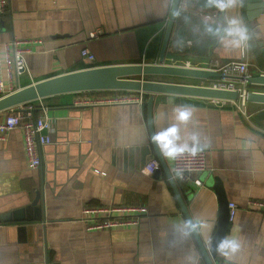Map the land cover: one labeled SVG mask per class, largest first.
Returning <instances> with one entry per match:
<instances>
[{"label":"crops","instance_id":"crops-1","mask_svg":"<svg viewBox=\"0 0 264 264\" xmlns=\"http://www.w3.org/2000/svg\"><path fill=\"white\" fill-rule=\"evenodd\" d=\"M173 2L9 0L6 12H0V54L5 55V45L13 37L25 39L23 45L30 48L29 71L19 75L16 88L93 66L158 62ZM233 15L259 33L246 49L249 75L264 72V12L253 25L247 0H234L224 11L213 0H181L166 62L205 67L212 59H243L238 49L226 47L205 27V17L213 27H223ZM94 31L101 32L91 36ZM84 47L95 54L94 62L82 56ZM4 77L8 84L6 73ZM144 77L184 83L207 80ZM141 95L142 101L123 100ZM147 98L142 91L107 89L35 100L47 107L55 124L52 141L40 146L38 168L29 165L23 129L0 128V264H207L194 232L183 239L175 237L174 225L187 217L166 170L143 171L151 158L160 160L151 138ZM176 105L193 106V121L181 125V130L194 127L207 143L203 149L210 169L195 174L203 185L178 183L205 244L210 245L220 214L216 178L222 180L229 203L239 205L226 238L240 246L230 256L219 251L214 264L221 259L264 264V209L249 204L251 199L264 200V116H256L264 104L248 102L243 111L238 103L154 93L155 136L176 122ZM9 110L0 112V123ZM156 141L163 154L160 145L165 141ZM163 158L172 172L174 159L164 154ZM39 192L43 217L35 219L41 215L39 204L33 205ZM111 205H142L147 211L138 213L136 224L90 228L84 209ZM129 212L124 213L133 214Z\"/></svg>","mask_w":264,"mask_h":264},{"label":"water","instance_id":"water-1","mask_svg":"<svg viewBox=\"0 0 264 264\" xmlns=\"http://www.w3.org/2000/svg\"><path fill=\"white\" fill-rule=\"evenodd\" d=\"M180 1L181 0H174L173 2V7L166 24L158 62L122 63L93 66L54 75L31 83L27 86L19 87L15 91L0 97V112L26 102L64 93L107 89L136 90L147 93V109L151 138L155 145L157 154L162 162V167L157 169L155 173L161 172L163 168L166 170L187 219L193 220L180 192L178 182L172 178V173L166 166L163 154L155 139L156 136L153 126L154 93L185 94L206 97L209 99L215 98L228 100H237L239 94L237 90L213 87L202 83L164 81L144 77L145 75L153 74L173 75L198 79L231 77V75H225L215 69H210L207 67L171 64L166 62V52ZM262 12H264V5L261 4V0H247V15L249 19L252 20L253 25H257V17ZM241 78L247 80L249 85L255 84L264 86V72L241 76ZM248 101L264 104V90L250 88L248 92ZM256 116L257 118L263 117L264 110L259 111ZM214 187L220 197V214L216 225V231L212 237L210 245L204 243L199 235L198 230L194 232L207 264H214L213 257L217 256V253L219 252L218 245L224 238H226L231 221L229 216V199L226 195L223 182L220 178H216ZM40 197L41 192L37 194L33 201V205L39 204ZM37 208L41 210V213H39L41 215L35 219H41L43 217V204H39Z\"/></svg>","mask_w":264,"mask_h":264},{"label":"built area","instance_id":"built-area-1","mask_svg":"<svg viewBox=\"0 0 264 264\" xmlns=\"http://www.w3.org/2000/svg\"><path fill=\"white\" fill-rule=\"evenodd\" d=\"M9 0H0V12L5 13L8 8ZM101 31H94L91 36H96ZM25 39L13 37L8 42L5 55L0 54V97L15 91L19 84V75L29 71L26 54L30 48L25 47L23 43ZM82 56L90 62H94L96 56L87 47L81 51ZM241 60H231L228 62H221L218 59L210 60L205 67L215 69L225 75L231 77H216L207 79L202 84L219 87L229 90L238 91L237 100L215 99L216 102H231L238 103V106L243 111H246L248 101V92L250 90L248 81L242 79L241 76L249 75V61L246 60V51ZM5 65V68H4ZM4 73L8 79V84L5 80ZM16 84V85H15ZM137 99L142 101L144 97L141 95L137 98L124 97L123 100L130 101ZM115 100H105L106 102H113ZM91 103H96L95 101ZM40 109L37 112V109ZM16 127H21L24 132L26 153L29 160V165L32 168H38L42 164V155L40 146L51 142V132L55 128L54 120L47 114V107L40 103L39 105L34 101L26 102L15 107L10 108L8 115L4 122L0 123L2 130H12ZM161 167L160 160L157 157L150 159L143 168L147 174H153ZM210 169L208 161V153L205 149L198 151L195 155L185 153L174 159L172 168V178L178 183L188 184L190 182L202 186L203 181L200 177H196L198 172ZM179 173V174H178ZM249 204L257 209H264V200L251 199ZM229 216L233 220L236 216L239 205L235 201L229 203ZM130 211L127 214L124 213ZM147 211L146 206H126V205H111L107 207L102 206H88L84 209V218L89 222L90 228L112 227L117 225L136 224L140 220V214ZM97 213V215L90 214ZM102 213V214H100ZM217 264H237L227 259H221Z\"/></svg>","mask_w":264,"mask_h":264},{"label":"clouds","instance_id":"clouds-1","mask_svg":"<svg viewBox=\"0 0 264 264\" xmlns=\"http://www.w3.org/2000/svg\"><path fill=\"white\" fill-rule=\"evenodd\" d=\"M214 6L221 11L231 8L234 0H213ZM264 5V0H261ZM205 17L206 31L217 36L228 48L238 49L243 55L249 47V42L258 32H252L249 26L239 15L229 16L226 24L213 27L207 23ZM175 123H172L164 132L157 135L155 139L165 141L161 143L163 154L170 159H175L185 153L195 155L198 151L207 147V143L202 141L201 133L194 127L192 129L181 130V125H188L193 121L192 105L175 106ZM179 174V173H178ZM197 222L186 219L178 225H174V234L177 239H183L197 230ZM239 242L235 239L224 238L218 245V250L225 256H230L239 248Z\"/></svg>","mask_w":264,"mask_h":264},{"label":"trees","instance_id":"trees-1","mask_svg":"<svg viewBox=\"0 0 264 264\" xmlns=\"http://www.w3.org/2000/svg\"><path fill=\"white\" fill-rule=\"evenodd\" d=\"M39 111H40V109L38 108V109H37V112H39Z\"/></svg>","mask_w":264,"mask_h":264}]
</instances>
